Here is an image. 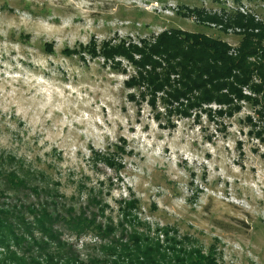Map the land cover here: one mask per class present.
I'll use <instances>...</instances> for the list:
<instances>
[{
	"label": "rangeland",
	"instance_id": "obj_1",
	"mask_svg": "<svg viewBox=\"0 0 264 264\" xmlns=\"http://www.w3.org/2000/svg\"><path fill=\"white\" fill-rule=\"evenodd\" d=\"M184 8H244L264 18V2L250 0H0V157L12 158L13 169L43 173L34 183L78 208L99 196L100 222L119 225L121 203L135 199L134 224L149 226L152 237L164 240L167 228L188 236L187 246L214 249L220 264H264V141L250 133L249 107L232 118L158 119L160 106L129 99L130 68L126 74L101 56L66 54L92 41L204 31L182 16ZM117 152L114 167L103 161ZM33 194L21 202L36 203ZM69 240L83 259L101 254L93 234Z\"/></svg>",
	"mask_w": 264,
	"mask_h": 264
},
{
	"label": "trees",
	"instance_id": "obj_2",
	"mask_svg": "<svg viewBox=\"0 0 264 264\" xmlns=\"http://www.w3.org/2000/svg\"><path fill=\"white\" fill-rule=\"evenodd\" d=\"M184 9L182 16L195 17L204 31L167 29L138 42L124 39L101 46L92 41L66 54L101 56L126 74L130 68L133 74L125 83L131 92L129 99L148 100L155 109L160 106L163 111L157 114L158 119L165 115L171 121L173 117L186 119L202 114L232 118L246 105L251 110L245 118L252 128L250 133L264 141V18L258 21L254 14L226 9L221 14ZM212 26L220 30H212ZM228 30H234V36L240 38L238 45L227 41ZM47 47L52 53V46ZM214 105L217 108L213 110ZM118 155L104 154L103 161L114 167ZM11 159L0 157V264H220L214 249L205 253L187 246L191 242L188 236L181 238L176 232L170 236L165 228V239L160 240L151 236L149 226L134 224L137 217L132 213L138 209V200L121 203L123 220L119 225L113 220L100 222L106 206L99 196L89 197L78 208L50 185H36L34 181L44 177L43 173L26 172L23 167L13 169ZM26 192L34 193L36 203L21 202ZM128 223L130 230L125 228ZM140 226L146 230L141 231ZM90 234L97 237L95 246L101 254L83 259L69 239L79 241Z\"/></svg>",
	"mask_w": 264,
	"mask_h": 264
},
{
	"label": "built area",
	"instance_id": "obj_3",
	"mask_svg": "<svg viewBox=\"0 0 264 264\" xmlns=\"http://www.w3.org/2000/svg\"><path fill=\"white\" fill-rule=\"evenodd\" d=\"M241 12L242 13H244L245 15H247L248 13H250L251 14V12L249 11V10H245L244 8H241ZM256 16V15H255ZM257 18V20L259 21V20H261L260 18H258V17H256ZM233 32H234V30H232ZM238 32H239V30H237Z\"/></svg>",
	"mask_w": 264,
	"mask_h": 264
}]
</instances>
